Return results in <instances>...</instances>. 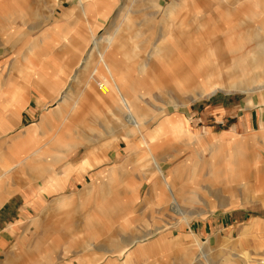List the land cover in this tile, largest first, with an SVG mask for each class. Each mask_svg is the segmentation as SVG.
Instances as JSON below:
<instances>
[{"label": "rangeland", "instance_id": "obj_1", "mask_svg": "<svg viewBox=\"0 0 264 264\" xmlns=\"http://www.w3.org/2000/svg\"><path fill=\"white\" fill-rule=\"evenodd\" d=\"M153 1L164 8L155 12L150 0H0V10L12 14L9 21L0 14V114L5 118L0 120V154L8 152L17 137L26 136L45 111L57 108V95L59 103L67 99L73 90L71 78H82L79 92L63 104L68 112L74 101L81 102L79 115L64 123L57 120L45 136L31 131V145L10 151L16 150L19 159L42 147L44 154L36 161L45 166V178L17 185L9 197L17 206L7 220H18L17 232L10 237L1 232L8 236V244L0 249V264H51L49 257L55 264H92L101 257L96 264H264V136H257L264 129V52L260 54L264 0H185L176 15L184 26L174 29L175 18L164 14L174 0ZM89 5L95 9L84 16L82 7ZM174 10L170 7L168 14ZM174 34L178 37L174 51L153 53L162 44L170 45ZM111 35H115L113 46L118 44L115 57L121 58L130 80L137 83L128 95L142 115L145 140L141 134L129 138L134 145L130 151L124 138L114 141L120 132L110 121L109 103L83 101L85 79L92 73L91 67L85 68L92 39L102 41L104 48ZM138 48L146 51L129 59V52ZM26 54H31V63L43 67L46 84L38 80L39 71L24 69ZM143 62L145 68L139 69ZM224 67L228 79L237 81L205 79L208 69ZM202 80L209 87L218 84L219 89L240 91H216L194 100L196 84ZM227 84L232 86L223 88ZM38 88L47 94L40 97ZM13 97L22 107L19 116L12 113ZM168 101L179 106L170 105L169 116L185 121L187 133L151 139L163 118L161 107ZM95 115L98 121L90 124L87 116ZM207 131L216 136L237 134L231 142L225 137L217 140L225 156L241 147L236 166L213 161L216 156L212 158L208 149ZM52 137L57 141L51 143ZM152 141L158 145L155 155L163 170L178 168L172 176L175 196L165 187L155 194L143 174L155 168L145 143ZM196 165H202L197 174ZM115 167L123 171L118 175L121 181L114 196L105 201L119 203L120 208L99 221L85 218L82 212L96 209L89 187L103 186ZM28 176L27 172L16 175L23 181ZM50 176L64 180L62 190L44 193L35 204L34 197L25 200L24 191L49 185ZM61 198L65 202L60 204ZM89 236L95 237L92 246L83 247ZM109 236L134 244L122 257L96 250ZM36 242L40 244L33 246Z\"/></svg>", "mask_w": 264, "mask_h": 264}, {"label": "crops", "instance_id": "obj_2", "mask_svg": "<svg viewBox=\"0 0 264 264\" xmlns=\"http://www.w3.org/2000/svg\"><path fill=\"white\" fill-rule=\"evenodd\" d=\"M157 1V0H156ZM150 2L152 3V8L155 12H158L160 9L164 8V5H161L159 7L155 6V1L150 0ZM182 2V3H181ZM183 2H185V0H180V2H175L172 1L169 5L166 6L165 8V15L167 16H172V18H175V23L172 25L174 26V28H176L177 25H179V28L184 26V22L180 21L177 19V13L179 11V9H181V7L183 5ZM161 4V2H160ZM91 6L93 5H89V6H83L82 7V13L84 14V16L88 15L87 13L89 12V10H93ZM175 9L174 14H168V9L170 7H172ZM97 10V9H96ZM10 15H9V14ZM0 14L4 15L3 17L6 18V20H11L12 14L4 9L0 10ZM162 14V13H161ZM177 19V21H176ZM149 22H153L154 21H149ZM159 22H163V19H161ZM174 22V21H173ZM162 24V23H161ZM168 28V27H167ZM169 28H172L171 25ZM177 35L174 34L173 36H171V38L173 37L172 43L170 45L167 44H162L163 48H156L154 49V52H159L162 51L161 54L164 55H168L170 52H172V49L174 51L173 45H175V39H178V37H176ZM48 38L52 39L53 38V33L49 32L48 33ZM179 41V40H177ZM92 43H93V39H92ZM93 45V44H92ZM260 45V44H259ZM258 45V46H259ZM106 44H103V47H105ZM117 45L110 47V49H106V54H105V60L106 63L109 65L110 70H111V74H109L107 71V69L104 67V64H101V62L99 61L100 58L96 53H93L90 51V54L88 55L89 57V61H86L85 64V68H89L91 67V75H89L88 77H86L85 79V97L83 99L84 102L87 101H95L97 104L100 105H106L107 103H109L108 105V109L110 112V121H112V123L116 124L117 128H116V133L120 132L119 135H115L116 137L114 138V141H118V138H124L125 142L127 144V150H133L134 145H132L129 141V138L131 137H135L137 134H141L142 135V139L145 138V135L142 134V128H143V123L140 120V117L142 116L141 113L138 112L137 110V104L136 102L133 100H130L129 95H128V91L129 89H136L137 87V83L135 81L130 80V75L128 74V68L124 65L123 61L121 60V58H116L115 54H116V49H114L115 47H117ZM257 46V47H258ZM107 47V46H106ZM144 47V46H143ZM161 47V46H160ZM139 50H134L129 52L128 57L129 59L133 58L134 56L137 57L139 56L140 52H145L146 50H143L141 48H138ZM257 49V48H256ZM255 49V50H256ZM92 50V48H91ZM237 51V50H235ZM50 52V51H49ZM264 52V51H263ZM152 53V54H153ZM151 54V55H152ZM31 55V54H30ZM30 55L26 54L24 55V60L27 63V65H25L24 69H26L27 71H30L32 73H38L39 71V75L38 76V80L40 82H42L43 84L46 82L44 80H42L43 76L41 75L43 71V67H40L39 65H35L33 62L31 63L30 59L28 58ZM146 66V62L143 63H139L138 68L139 69H144ZM229 72L231 71V66L228 68ZM209 72V69L207 70ZM235 71V70H234ZM206 73V77L205 79L208 77L211 78V76L216 77L218 79L219 83H223L224 80H226L228 83L232 82V81H237L236 79H228L229 72L226 71V68H217L214 71L212 70L209 73ZM81 77L78 76L75 78H71V90L73 91H68L70 92L69 96L66 97L67 99H63L62 102H58V95L56 96V98L54 99V103H56L58 106L56 109H54L53 111H45L43 114V117L41 119V121L31 130H28L27 132L30 133L31 131L34 133L36 132L37 135H46L48 130H53L55 123L57 120L59 119H63L62 122L64 123L67 119L74 118L75 116H78L80 111L82 109V107L80 106L79 101H74L73 105L70 109V111H66L67 109H65L64 105L65 103H67V100H71L74 95V92L78 91L79 92V82L81 81ZM116 80V82L118 83L119 87H116V89H112L111 93L109 94L108 98L106 100H103L102 98H100V94H99V84L105 83L107 85L112 86V88L115 86V83L113 82V80ZM205 80H202L201 82H198L196 84V88H195V92H194V100L196 99H200L203 98L205 96H208L210 94L215 93L216 91H226V92H230V91H240V90H236V89H230V90H224V89H216L215 91H207L206 93H204V95L202 97H199L200 91L198 90L199 87L201 85H204ZM41 83V84H42ZM42 89V88H41ZM40 88L37 89V94H39L40 97L44 96V94L46 95L47 93H44V90H41ZM51 91L55 92L56 88L53 86L51 88ZM81 93V92H80ZM110 97V98H109ZM9 103V102H8ZM10 103H12L13 105H11L14 109H13V114L14 115H20L21 109L22 107L19 105V100L15 99V97L10 99ZM172 105L175 109H178V105L176 103L170 102L168 101L163 107H161V113H162V120L160 121V123L156 126V128L153 130L152 133V137L150 135L151 139H156L158 136H163V135H170V134H186L187 129H186V123L185 121L182 122H176L174 121V119L172 117H170V112H169V106ZM130 112H132L131 114H133L134 118L131 119L130 118ZM3 115L0 114V120L5 121V118L2 117ZM87 118H91V123L93 124L95 121L97 122L99 119L98 115H95L94 117L92 116H87ZM86 118V119H87ZM130 119V120H129ZM133 120V121H132ZM133 122V123H131ZM132 125H131V124ZM88 124L83 123V127H86ZM134 125V126H133ZM137 127V128H136ZM112 132H114V130H112ZM26 134V136H19L17 137V141H15V143L12 144V148L8 149V152L3 151L0 154V163H1V167H0V210H2L0 212V249H2V247H5L8 243H7V238L8 236H12L13 233L17 232V221L18 220H12V221H8L7 220V214L11 211L12 208L17 206V201H14L13 199L8 200L10 196H12V194H14V192H16V186L20 185V184H24V183H28L29 180L31 179V181H35L37 183V181H39L40 179L44 180V170H45V166H43L42 164H40V162H37V159H40L41 156H43L44 154V149L42 147H35L33 149V151L31 153H28L26 155H24L23 157H20L19 159H15L16 157V150L18 148L20 149H24L26 147H28L29 145H31L29 143V134ZM207 134H209L210 136V145L208 146V149L211 153V156L213 158V156H216L215 159L213 160L215 163L218 162H222L225 163L227 162L223 167H234L236 166L239 161H240V154H241V147L237 146L236 150H232L233 152H230L227 156L222 155V148L219 144H217V142L219 141V138L221 137H225L228 138L229 142L233 141L236 137L237 134L235 135L234 133H223L222 135H215L213 133H211V131H207ZM227 136V137H226ZM257 136H264V129L258 133ZM52 137L50 138L51 143H53L52 141L56 142L57 139ZM145 140V139H143ZM218 140V141H217ZM146 143V148L148 151V156L150 158V160L153 161L152 164L155 165L152 169L150 167V169H146L142 172L145 175V178L147 180L150 181L151 183V189L152 191L157 194L159 192V190H162L163 187L168 188V190L170 191V193L172 195L175 196V188L172 186L175 183V179H173V175H175L178 171V168H174L172 171L166 173L163 170V167L160 163V161H158V159H156V150H157V144L152 141L151 143L145 142ZM117 145V143H116ZM118 146H120L118 144ZM16 149L14 152H10L12 149ZM50 148V147H49ZM108 150V149H107ZM34 161V162H33ZM144 166L146 168H148L149 163H147V161L143 162ZM39 165V166H38ZM122 165V164H120ZM202 165H196L195 168H193V173H198L201 172V167ZM71 167V165H70ZM69 167V169H70ZM71 170V169H70ZM28 173V178L24 180V178L22 177H16V175L18 173ZM54 172V171H53ZM51 170L48 173H53ZM123 174V171H121V169L115 167V169H111L109 176L107 178H109L106 183L103 186H96L94 184H92L89 187V198L90 199H96V202L94 203V208L95 212L94 213H90V212H82V216H84L85 218L88 217H93L95 221H99L101 218L106 217V216H110V215H115L117 213V209L120 208L119 203H111L109 204L107 201L108 198L114 196V193L116 191V186L119 184V182L121 181L120 178L118 177V175ZM194 174V176L196 175ZM34 175V176H33ZM57 176V175H56ZM51 181V183L48 185V183H45V187H41L39 185H36V189H31V190H26L24 191L23 195L25 197V200L29 197H34L33 201L35 202H31L32 204H35L37 201V198H41L44 193H54V192H58L59 190L63 189V179L59 178H54L52 176L48 177ZM95 184L98 183V180L94 181ZM34 187V188H35ZM179 191H182V188H179ZM177 192V191H176ZM65 198H61L59 199L58 203H63L65 202L64 200ZM101 199V200H100ZM8 200V201H7ZM30 204V203H29ZM8 222V223H7ZM7 223V225H6ZM1 232L3 233H8V236L6 234H1ZM13 232V233H12ZM114 238H116V236H109V241L105 242L101 245H96L97 247L95 248L96 250H99L101 252L104 253H112V254H117V257H122L123 254L128 251L130 249V247L134 244V241L131 240H120L117 241ZM95 239L94 236H89L86 238V240L83 242V247H91L92 246V241ZM40 243L36 242L35 244H33V246L39 245ZM68 252L70 251V248H68ZM136 254V251L134 252H130L127 256H126V260L125 263H128L132 257H134ZM51 264H55L53 262V260L49 257ZM104 259V257H101L99 259H97L96 261H94L92 264H96L97 262H99L100 260ZM262 263H264V261H262Z\"/></svg>", "mask_w": 264, "mask_h": 264}, {"label": "bare ground", "instance_id": "obj_3", "mask_svg": "<svg viewBox=\"0 0 264 264\" xmlns=\"http://www.w3.org/2000/svg\"><path fill=\"white\" fill-rule=\"evenodd\" d=\"M114 39H115V35H111L109 38H106L104 44H106L107 47L105 46L104 48H101L102 45H100L102 43V41H97V39H93L94 40L93 41V46L94 47L92 49V52H95L99 56V58H100L99 61L101 62V64H104V67L108 70L107 72L109 74H111V70H110L109 65L106 63L105 54H106V49H110V47L114 43ZM262 53H263V51L260 52V54H262ZM113 82L115 83V86L113 88H112V86L107 85L105 83L99 84L98 87H99L100 98H102L103 100H106L108 98L109 94L111 93V90L112 89H116V87H119L118 83L116 82L115 79L113 80ZM234 85H236V84H234ZM231 86L232 85L227 84L226 87H223V88H229ZM217 88L219 89L221 87H218V84H216L213 87H209L208 85H201L200 88H199V91H200L199 97H202L204 95V93H206L207 91H215ZM131 113L132 112L129 113L130 114V118L133 119L134 116ZM131 123H133V122H131Z\"/></svg>", "mask_w": 264, "mask_h": 264}]
</instances>
